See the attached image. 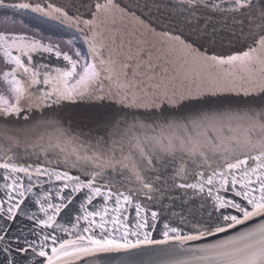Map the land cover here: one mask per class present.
<instances>
[{"label": "snow or ice", "instance_id": "obj_1", "mask_svg": "<svg viewBox=\"0 0 264 264\" xmlns=\"http://www.w3.org/2000/svg\"><path fill=\"white\" fill-rule=\"evenodd\" d=\"M179 3L187 13L182 19L172 14L171 0H142L135 7L152 30L163 23L153 13L164 9L163 20L177 26L163 35L216 65L248 68L254 46L264 50V0ZM109 6H116L114 0L95 4L97 11ZM0 7L48 15L40 3L0 0ZM223 14L232 27L211 23ZM216 46L242 54L208 55ZM0 48L13 65L2 79L16 100L0 95V264H96L92 258L102 253L148 251L167 258L159 264H264V86L165 92L143 103L125 97L119 109L101 105L62 124L48 113L21 115L19 104L24 87L17 73L22 70L33 85L52 83L42 72L49 64L32 53L54 48L6 35H0ZM63 59L71 68L55 69L63 87L44 92L48 107L86 98L100 75L94 62L84 59L77 72V61L67 54ZM73 77L78 79L70 85ZM21 144L25 155L31 144L35 159L13 152ZM234 229L227 238L210 239Z\"/></svg>", "mask_w": 264, "mask_h": 264}, {"label": "water", "instance_id": "obj_2", "mask_svg": "<svg viewBox=\"0 0 264 264\" xmlns=\"http://www.w3.org/2000/svg\"><path fill=\"white\" fill-rule=\"evenodd\" d=\"M12 2V0H9ZM15 2H30L35 5L40 3L48 15L32 13L31 9L17 10L26 12L33 16H39L41 19L58 25L65 30L78 36L84 45L89 62L96 63L97 71L100 73L89 88V95L76 101H61L60 104L46 106L50 101L44 99V92L51 91L54 87H63L62 83L55 79L58 77L56 68L70 69L71 65L63 59V56L57 58L54 53H32L34 58L43 56V62L49 64V68L42 69L53 78V82L48 85H33L31 79L22 70L17 73L24 87V93L20 98L19 104L24 113L30 116H41L44 113L49 114V118H59L61 123L65 119L70 123L71 117L83 113L89 109L100 107H111L119 109L121 99L125 98L129 103L134 99L137 103L151 102L163 98L167 92L171 95L173 92H196L205 91L216 87H236V88H259L264 86V50L259 49L258 45L254 47L257 51L252 53L255 58L248 68L242 67L239 63L235 65H216L211 61L204 60L191 50L184 49L182 45L169 40L163 35L165 31L175 29L177 25L170 24L163 20L164 9L153 13V20L157 16L161 17L163 23L155 26V30L146 26L147 20L144 19L141 11L138 10L136 3L142 0H114L115 7L109 6L107 9L96 10L97 2L104 4L105 0H15ZM169 2V0H165ZM176 5L172 14L182 19L187 13H181L180 9L184 7L179 0H171ZM51 4L60 11H53L49 7ZM126 5H131L129 11ZM2 8V7H0ZM11 9V8H10ZM224 18H213L211 23L225 29L232 27L228 14H223ZM144 20V23H141ZM89 21L90 23H85ZM181 26H183L181 24ZM243 51H248L245 47ZM208 55H228L242 54L239 48H230L228 46H216L210 49ZM26 60V57L22 56ZM103 61V64L100 61ZM37 88L40 91H37ZM228 93H225L227 95ZM234 95V94H233ZM103 96L104 100L97 99ZM140 108H125V111H144ZM12 119H16L12 117ZM65 126H67L65 124ZM4 138L0 137V142ZM35 151L31 144L25 147L21 144L19 147H13L14 153H19L26 160L35 159L30 154ZM3 148L0 143V155ZM11 154V153H10ZM42 155V153H41ZM23 178V174H19ZM5 183L0 173V185ZM37 191V189H33ZM0 196H3V189H0ZM91 207V206H90ZM38 211V206L32 209ZM177 211H180L179 201H177ZM43 215V214H41ZM63 214H61L62 216ZM130 220H134V212H129ZM66 227H71L66 219L61 220ZM83 223V222H81ZM237 230H231L229 233L221 234L220 237L210 238L224 239L233 235ZM65 238L72 239V235ZM96 264H159V261L167 259L158 255L155 251H148L138 255H128L125 253L99 254L92 258ZM77 264H80L78 261Z\"/></svg>", "mask_w": 264, "mask_h": 264}, {"label": "flooded vegetation", "instance_id": "obj_3", "mask_svg": "<svg viewBox=\"0 0 264 264\" xmlns=\"http://www.w3.org/2000/svg\"><path fill=\"white\" fill-rule=\"evenodd\" d=\"M4 22L10 24L9 26H13L19 30H0V35H6L9 38H11L12 36H24L28 40H35L46 46L51 45L54 48V54L55 51H59L61 53V56L67 54L72 58V60L78 62L77 72L82 71L84 59H87L89 62L86 50L84 49V47L82 49L81 43L79 40H77V37L54 24L45 21H43V23H40V21L32 19V16L28 14L24 15L23 12H17L13 10L0 12V24ZM45 26L53 29V31L46 30V34H50V36H46L44 34ZM20 31H23L24 33H19ZM56 31H59L61 34L57 33ZM9 42H11V39H9ZM62 45H66V48H63L64 46ZM12 51L14 55H20V53L17 52L16 49H13ZM77 51L81 53V56L76 55ZM12 67L13 65L5 63L3 48H0V95L5 96L11 103H15L16 100L14 94L9 91V86L2 79L3 72L10 71ZM77 79L78 77L71 78L69 80V84H74Z\"/></svg>", "mask_w": 264, "mask_h": 264}, {"label": "rangeland", "instance_id": "obj_4", "mask_svg": "<svg viewBox=\"0 0 264 264\" xmlns=\"http://www.w3.org/2000/svg\"><path fill=\"white\" fill-rule=\"evenodd\" d=\"M10 24H7V23H2V24H0V30H6L7 31V29H11L12 31H17V30H19V29H17V28H15V27H11V26H9ZM44 29L45 30H49V31H53V29H51L50 27H44ZM57 33H59V34H61L59 31H56ZM19 33H24L23 31H20ZM62 46H64L63 48H66V45H62ZM78 72H80V71H78Z\"/></svg>", "mask_w": 264, "mask_h": 264}, {"label": "trees", "instance_id": "obj_5", "mask_svg": "<svg viewBox=\"0 0 264 264\" xmlns=\"http://www.w3.org/2000/svg\"><path fill=\"white\" fill-rule=\"evenodd\" d=\"M4 12V11H10V10H7L6 8H2V9H0V12ZM29 15V14H28ZM31 16V15H30ZM46 30L44 29V34L46 35V36H50V34H46ZM73 35V34H72ZM75 36V35H74ZM76 37V36H75ZM78 40V39H77ZM81 47H82V49H83V46L81 45Z\"/></svg>", "mask_w": 264, "mask_h": 264}]
</instances>
